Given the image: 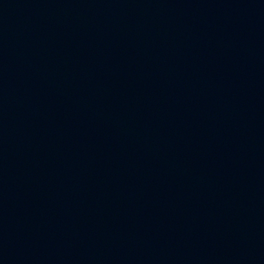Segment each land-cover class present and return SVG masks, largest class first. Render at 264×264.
Instances as JSON below:
<instances>
[{
  "label": "water",
  "instance_id": "1",
  "mask_svg": "<svg viewBox=\"0 0 264 264\" xmlns=\"http://www.w3.org/2000/svg\"><path fill=\"white\" fill-rule=\"evenodd\" d=\"M0 264H264V0H0Z\"/></svg>",
  "mask_w": 264,
  "mask_h": 264
}]
</instances>
